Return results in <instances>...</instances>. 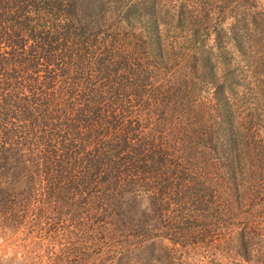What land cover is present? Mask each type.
<instances>
[{
	"label": "trees",
	"instance_id": "16d2710c",
	"mask_svg": "<svg viewBox=\"0 0 264 264\" xmlns=\"http://www.w3.org/2000/svg\"><path fill=\"white\" fill-rule=\"evenodd\" d=\"M122 2L0 0V222L11 232L19 230V214L26 215L38 196L42 215L50 210L59 216L75 213V218L81 213L79 206L84 209L88 202L87 211L99 206L104 212L109 210L104 217L114 231L136 229L142 236L136 253L131 255V249L123 246L116 257L108 255L104 261L149 264L157 242L151 239L163 234L162 227L150 223V212L162 207L167 196H174V203L182 209L180 216L187 221L193 217L205 222L215 190L227 191L228 210L235 204L241 208L248 165L264 157H256L252 150L258 136L264 144V105L251 104L246 94L236 93L230 101L225 85L215 86V108L221 114L219 123L214 121L218 135L204 132L214 128L191 114L193 124L196 120L203 123L198 143L204 148L211 146L215 152V160L203 161L207 170H196L200 161L192 151L195 147H187L188 142H183V148H172L155 133L162 120L139 136L132 119L125 115L127 110L119 104L121 99L142 96L156 65L114 59L117 53L111 50L87 59L90 45L98 41L101 31L119 22L118 16L129 26L144 21L138 4L124 9ZM146 22L149 33L154 34L153 38L149 35L150 40L163 61L159 20L153 15ZM102 43L107 48L116 47L115 40L107 43L105 37ZM120 72L130 75L124 73L120 79ZM105 86L109 95L101 91ZM173 90L176 93L181 88ZM237 96L244 117L235 112ZM256 98L264 101V95ZM144 186H148L145 195ZM91 192L98 194L97 205L88 198ZM144 196L151 205L142 204ZM104 204L107 207H102ZM196 230L195 225L182 229L180 238L184 241L173 239L174 243L184 245L197 238ZM235 238L236 249L246 259L249 240L245 229ZM164 249V255L156 253V258L174 261L170 249ZM58 257L63 256L56 255V264ZM131 257L134 261L128 260ZM82 260L85 258L74 264H82Z\"/></svg>",
	"mask_w": 264,
	"mask_h": 264
},
{
	"label": "rangeland",
	"instance_id": "374dc122",
	"mask_svg": "<svg viewBox=\"0 0 264 264\" xmlns=\"http://www.w3.org/2000/svg\"><path fill=\"white\" fill-rule=\"evenodd\" d=\"M133 4L140 6L139 14L144 21L138 20L134 26H129L118 16L119 22L101 31L98 41L90 45L87 59L111 50L117 53L114 59H131L151 67L155 64L153 78L147 82L145 90H141L142 96L121 99L119 105L127 110L125 115L132 119L139 136L162 120L155 133L172 148H183V142H188L187 147H195L192 151L200 161L196 170H199L197 167L207 170L203 161L205 158L215 160V152L211 146L204 148L198 143V130L203 123L196 120L193 124L191 114L200 116V121L205 120L214 128L203 129L204 132L213 131L218 135L214 121L218 124L221 114L215 108V86L225 85L230 101L236 93L238 96L246 94L251 104L264 105V101L256 98V95L261 98L264 95V0H123L122 7L125 9ZM153 15L159 20L163 61L150 40L149 35L153 38L154 34L149 33L146 24ZM103 37L107 43L115 40L116 47L107 48L102 43ZM124 73L120 72L118 77L121 79ZM176 86L181 91L174 93ZM101 91L109 95L110 89L105 86ZM238 96L233 103L234 109L244 117ZM140 101L148 106L139 107ZM262 140L263 137L258 136L252 145L256 157L264 156ZM215 143L216 140L211 145ZM256 146L259 151L255 150ZM248 167L247 181L241 188L244 194L241 208L238 210L235 204L232 211L228 210L231 205L227 202V191L215 190L211 209H207L211 213L203 219L205 222L193 217L184 220L180 216L182 209L174 203V196L168 194L163 206L150 212V223L162 227L163 234L151 239L157 242L155 253L149 256V264H264V157L250 161ZM147 187H142L144 195ZM92 193L95 192L88 198L97 205L98 194L91 196ZM146 197L142 204L147 207L151 202ZM39 199L40 196L31 203L26 215L19 214L22 221L19 230L11 232L6 229L5 222H0V264H56V255L63 256L58 257V264H74L82 257L85 258L82 264H109L104 259L108 255L116 257L123 246L131 249V255L138 251L142 239L139 231L129 228L114 231V226L104 217L109 210L104 212L99 206L87 211L86 201L84 209L79 206L81 213L75 218V213L59 216L50 210L42 215ZM192 225L199 231L198 237L189 239L184 245L174 243L173 239L183 242L180 232ZM242 228L249 240L246 259L236 249L235 237ZM165 247L170 249L174 261L156 258V253L164 255ZM128 260L134 261V258Z\"/></svg>",
	"mask_w": 264,
	"mask_h": 264
},
{
	"label": "clouds",
	"instance_id": "9594fccd",
	"mask_svg": "<svg viewBox=\"0 0 264 264\" xmlns=\"http://www.w3.org/2000/svg\"><path fill=\"white\" fill-rule=\"evenodd\" d=\"M145 203H147V202H145Z\"/></svg>",
	"mask_w": 264,
	"mask_h": 264
}]
</instances>
